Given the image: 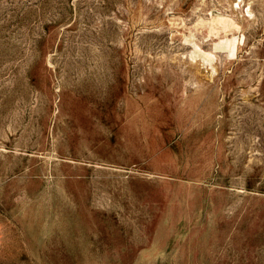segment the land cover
Wrapping results in <instances>:
<instances>
[{
  "label": "rangeland",
  "instance_id": "rangeland-1",
  "mask_svg": "<svg viewBox=\"0 0 264 264\" xmlns=\"http://www.w3.org/2000/svg\"><path fill=\"white\" fill-rule=\"evenodd\" d=\"M0 264H264V0H0Z\"/></svg>",
  "mask_w": 264,
  "mask_h": 264
}]
</instances>
